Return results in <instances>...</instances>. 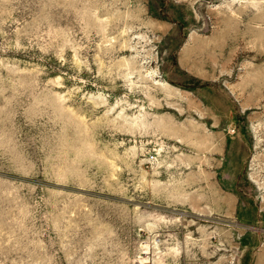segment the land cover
<instances>
[{
    "label": "rangeland",
    "instance_id": "obj_1",
    "mask_svg": "<svg viewBox=\"0 0 264 264\" xmlns=\"http://www.w3.org/2000/svg\"><path fill=\"white\" fill-rule=\"evenodd\" d=\"M0 264H264V0H0Z\"/></svg>",
    "mask_w": 264,
    "mask_h": 264
}]
</instances>
